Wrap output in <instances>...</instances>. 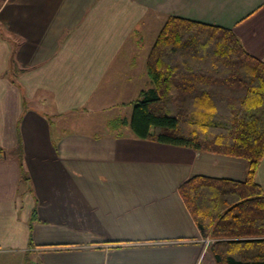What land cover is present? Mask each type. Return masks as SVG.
<instances>
[{
  "label": "crops",
  "instance_id": "0c3cea01",
  "mask_svg": "<svg viewBox=\"0 0 264 264\" xmlns=\"http://www.w3.org/2000/svg\"><path fill=\"white\" fill-rule=\"evenodd\" d=\"M169 16L264 62V0H0V264H216L179 187L245 181L247 161L121 124Z\"/></svg>",
  "mask_w": 264,
  "mask_h": 264
},
{
  "label": "trees",
  "instance_id": "16d2710c",
  "mask_svg": "<svg viewBox=\"0 0 264 264\" xmlns=\"http://www.w3.org/2000/svg\"><path fill=\"white\" fill-rule=\"evenodd\" d=\"M146 72L151 86L121 124L140 140L245 159V181L196 176L179 192L216 264H264V192L254 180L264 159V62L230 29L169 16Z\"/></svg>",
  "mask_w": 264,
  "mask_h": 264
},
{
  "label": "rangeland",
  "instance_id": "374dc122",
  "mask_svg": "<svg viewBox=\"0 0 264 264\" xmlns=\"http://www.w3.org/2000/svg\"><path fill=\"white\" fill-rule=\"evenodd\" d=\"M159 34V33H158ZM151 49V48H150ZM149 52H150V50H149ZM149 52H148V54H149ZM148 54H147V56H148ZM147 59V58H146ZM86 121H88V122H90V123H94V124H98L97 122L95 123L93 120H88V119H85ZM102 121V120H101ZM103 122V121H102ZM101 123V122H100ZM84 124H86L85 122H84ZM204 243L205 244H207L206 243V241H204ZM209 245V244H208Z\"/></svg>",
  "mask_w": 264,
  "mask_h": 264
},
{
  "label": "built area",
  "instance_id": "2783aa9c",
  "mask_svg": "<svg viewBox=\"0 0 264 264\" xmlns=\"http://www.w3.org/2000/svg\"><path fill=\"white\" fill-rule=\"evenodd\" d=\"M3 156V154L0 152V158ZM206 243L210 244L212 242V240L210 238H206Z\"/></svg>",
  "mask_w": 264,
  "mask_h": 264
}]
</instances>
